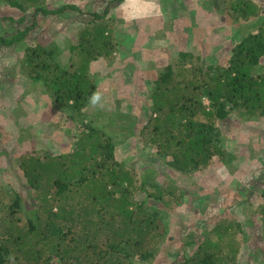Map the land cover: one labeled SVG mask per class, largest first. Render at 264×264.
<instances>
[{
    "label": "trees",
    "instance_id": "trees-1",
    "mask_svg": "<svg viewBox=\"0 0 264 264\" xmlns=\"http://www.w3.org/2000/svg\"><path fill=\"white\" fill-rule=\"evenodd\" d=\"M3 1L12 13L0 18V23L9 22L0 25V53L17 54L15 64L4 66L9 68L4 71L13 69L11 76L18 74L17 80L26 74V82L41 85L56 107L72 109L69 117L75 118L76 113L89 117L99 80L91 73V63L105 55L110 37L108 26L98 18L108 12H86L71 3L48 6L47 0ZM206 1L219 14L229 11L246 23L239 25L242 37L231 47L226 65L184 66L177 72L167 66L157 77L149 99L151 115L142 131L151 130L147 144L156 147L160 156L155 161L168 166L167 179L172 181L210 166L236 168L240 156L223 138V129L233 128L234 117L253 118L264 126V13L254 0H229V6L227 0ZM70 11L91 18L81 23L78 42L69 46L75 58L70 54L72 61L67 64L59 44L38 43L42 32L36 27L39 14L63 16ZM249 24L253 32L247 33ZM178 58L185 62L196 55L180 51ZM5 77L0 78V99L8 102ZM2 122L3 130L19 145L17 120L14 129ZM129 128L124 125L121 132L134 134ZM103 134L107 135L91 126L75 143L66 145L68 153L51 154L45 160L33 156L34 150L9 162L0 157V264H135V258L141 264L154 263L159 244L172 235L165 213L172 211L169 194H175L176 188L162 185L155 169L145 168L143 173L128 169L116 156L119 141ZM14 168L25 179L17 186L11 182ZM256 170L259 173L247 182L258 212H247V226L231 217L211 228L203 226L199 235L184 242L194 250L183 249L172 264H241L246 254L258 250L255 242L247 241L250 232L264 227V159ZM259 264H264V254Z\"/></svg>",
    "mask_w": 264,
    "mask_h": 264
},
{
    "label": "rangeland",
    "instance_id": "rangeland-1",
    "mask_svg": "<svg viewBox=\"0 0 264 264\" xmlns=\"http://www.w3.org/2000/svg\"><path fill=\"white\" fill-rule=\"evenodd\" d=\"M254 1L259 3L260 12L264 13V0ZM47 3L54 7L65 3L76 4L86 12L102 15L108 12L104 18L99 17L98 22L109 28V47L104 49V56L91 63V73L99 78L93 83L97 85V94L102 95L99 101L92 100L89 117L83 113H76V119L69 117L68 112L72 109L56 107L57 104L53 103L49 94L44 93L41 85L26 82V74L22 73V79L17 80L18 74L17 77L11 76L13 69L6 73L4 70L9 68L4 66L12 67L17 54H12L14 51L1 52L0 78L2 80L6 76L3 90L7 89L9 98L8 102L0 99V157L9 162L16 155L23 157L29 150H34L33 156L45 160L51 154L55 157L68 153L66 145L75 143L91 126L115 136V141H119L116 156L128 169L142 173L145 168L155 169L163 179L164 183L160 181L162 185L166 183V187L172 185L176 188L177 196L176 193L169 194L172 202L168 203L172 211L165 213L172 235L159 244L153 264H172L182 256L183 249H193L184 242L196 233L199 235L203 226L211 228L217 221L231 217L246 227L247 212H258V205H254L255 194L249 196L247 181L259 173L256 167L264 159V126L259 127L253 118L234 117L233 128L223 129V138L228 148L235 149L240 156L236 168L210 166L198 174L182 178L174 176V181L167 179L171 176L168 166L155 161L160 156L156 147L147 144L151 130L142 131L151 115L148 111L151 107L149 99L157 86L160 72L167 66L177 72L184 66L226 65L232 53L231 47L242 37L239 25L246 22L236 19L229 11L225 15L219 14L206 0H47ZM229 3L227 0V6ZM11 9L0 0L1 19L11 14ZM90 18L89 15L82 16L71 11L63 16L39 14L36 29L42 35L36 39L39 44H59L61 59L70 64L75 54L70 53L68 48L78 42L79 30L83 27L81 23L86 24ZM4 23L9 22L4 21L0 25ZM246 29L247 33L253 32L250 24ZM180 51L191 52L196 58L179 62ZM3 59L5 63L1 61ZM79 62L80 59L75 62V67ZM14 92L21 96L16 97ZM23 94L25 97L20 100ZM2 120L9 129H14L17 120L16 129L22 135L19 145L3 130L6 124L3 127ZM124 125H130L129 129L134 134L130 130L121 132ZM27 127L31 131H21ZM252 154V160L246 158ZM22 175L20 169L14 168L11 182L17 186L25 180ZM156 189L159 187L156 186ZM199 196L202 200H198ZM249 203L253 204L252 208L246 207ZM248 237L247 243L255 242L258 250L249 256L246 254L241 264H249L253 259L255 261L251 264H259L264 254V227L250 232ZM140 262L138 258L134 259L135 264Z\"/></svg>",
    "mask_w": 264,
    "mask_h": 264
},
{
    "label": "clouds",
    "instance_id": "clouds-1",
    "mask_svg": "<svg viewBox=\"0 0 264 264\" xmlns=\"http://www.w3.org/2000/svg\"><path fill=\"white\" fill-rule=\"evenodd\" d=\"M99 99V94H95L93 97V102L97 101Z\"/></svg>",
    "mask_w": 264,
    "mask_h": 264
}]
</instances>
